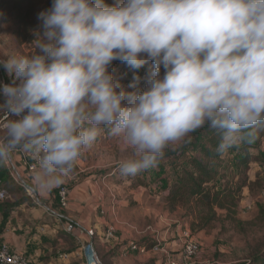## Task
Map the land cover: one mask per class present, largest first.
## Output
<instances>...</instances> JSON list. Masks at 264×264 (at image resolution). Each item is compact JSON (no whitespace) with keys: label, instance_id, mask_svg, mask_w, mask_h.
<instances>
[{"label":"clouds","instance_id":"clouds-1","mask_svg":"<svg viewBox=\"0 0 264 264\" xmlns=\"http://www.w3.org/2000/svg\"><path fill=\"white\" fill-rule=\"evenodd\" d=\"M38 19L35 53L0 59L11 77L0 164L18 148L39 155L42 189L63 183L104 128L132 150L119 167L135 176L205 125L220 154L264 125V0H52ZM115 60L152 61L145 87L134 73L126 91Z\"/></svg>","mask_w":264,"mask_h":264},{"label":"rangeland","instance_id":"rangeland-1","mask_svg":"<svg viewBox=\"0 0 264 264\" xmlns=\"http://www.w3.org/2000/svg\"><path fill=\"white\" fill-rule=\"evenodd\" d=\"M115 2L116 0H105L108 5H113ZM30 50L32 52L33 45H17L11 25L0 19V59H7L12 55L30 56ZM124 65L125 63L115 60L109 67V71L126 91H134L135 89L128 87L134 73L141 77L143 72L149 71L152 61H148L138 70L128 66L123 69ZM1 71V77L8 80L2 67ZM140 87L141 81L138 85L139 89ZM0 103H3L1 98ZM2 114L0 113V119ZM263 127L264 125H261L256 129L263 138L262 142L264 141ZM250 141L251 139L246 140L238 147L228 149L221 156L222 169L217 184L225 181L231 183L232 187L241 186L236 196L238 205L235 219L228 220L221 216L200 236L191 229L192 213L186 208L170 211L162 196L166 182L175 179L180 169L174 171L170 167L155 166L139 174V182L146 180L147 185L137 184L136 176L122 175L119 167L121 161L133 156L132 150L126 148L118 138L109 136L106 128L101 130L94 145L83 151L78 167L84 171V174L89 173L87 176L93 177L95 182L110 184L109 186L113 187L111 194L122 202L119 215L117 209L114 206L111 207L118 223L112 221L107 225L113 226L117 234H123V229H126L131 234H140L137 235V242H134L136 244L151 247L159 241L169 246L173 242H179L181 234L188 230L191 237H194L201 245L200 253L192 264H251V256L264 249V146L251 148L248 152L251 162L246 168L240 167L237 161L243 158L241 147ZM184 144L181 142L169 146L166 150H176ZM76 168L74 166L73 170L77 171ZM0 173L1 185L7 191L5 185L11 179L4 163L0 164ZM25 198L28 197L21 190L16 195H9L8 199L0 204ZM165 235L167 237L164 239ZM115 251L116 247L111 249L109 244H106L103 249L85 244L80 256L76 257L79 258L80 264H88V253L90 257L93 253L99 264H120L119 261L123 259L115 257ZM147 257L149 258L145 263L135 261V264H161L158 258Z\"/></svg>","mask_w":264,"mask_h":264},{"label":"crops","instance_id":"crops-1","mask_svg":"<svg viewBox=\"0 0 264 264\" xmlns=\"http://www.w3.org/2000/svg\"><path fill=\"white\" fill-rule=\"evenodd\" d=\"M8 81H11L9 76ZM21 151L10 157V164H4L5 169L10 177L11 174L16 176L25 195L23 186L31 189L33 196L26 195V201L5 216L0 211V244L4 243L12 253L24 256L29 264L79 263L76 256H80L85 244L99 249L105 248L106 244L111 249L116 247L114 256L123 259L119 261L120 264H135V261L145 263L149 257L124 252L125 246L130 242H137V235L140 234H131L123 229V234H117L114 240L103 237L109 223H118L111 207L114 206L119 215L122 205L111 194L113 187L110 184L95 182L93 177L87 176L89 173L84 174L78 167V159L74 164L77 171L72 170L63 183L50 189H42L37 182L40 168L35 172H28L23 165V158L28 151ZM13 182L17 184L14 180ZM62 185L69 187L68 205L65 209L58 210L57 191ZM103 212L106 214H102ZM166 237L167 235L164 239ZM179 247L178 242L168 246L171 251L176 252L178 259Z\"/></svg>","mask_w":264,"mask_h":264},{"label":"trees","instance_id":"trees-1","mask_svg":"<svg viewBox=\"0 0 264 264\" xmlns=\"http://www.w3.org/2000/svg\"><path fill=\"white\" fill-rule=\"evenodd\" d=\"M51 4L52 0H0V19L11 25L12 34L18 46L33 45L30 56L36 51L35 33L40 30L41 25L38 14L48 10ZM126 67L125 64L123 69ZM163 72L164 69L161 67V74ZM256 129L251 141L241 147L243 158L237 161L240 167L246 168L251 162L248 153L251 148L264 146L263 138L256 132ZM190 136V142L176 150H166L156 166L170 167L174 171L180 169L175 179L168 180V183L167 179L165 180L166 185L162 196L170 211L186 208L192 213L191 229L200 236L212 222L221 216L228 220L235 219L238 205L236 196L241 186L232 187L231 183L225 181L217 184L222 169V154L216 151L221 139L219 130L205 125L190 133ZM140 173L135 175L137 177L135 182L146 186V180L139 182ZM9 178L11 181L5 185L7 193L16 195L21 188L13 182L10 176ZM26 199L1 203L0 211L5 216L10 210L19 207ZM250 261L251 264H263L264 249L252 255Z\"/></svg>","mask_w":264,"mask_h":264},{"label":"built area","instance_id":"built-area-1","mask_svg":"<svg viewBox=\"0 0 264 264\" xmlns=\"http://www.w3.org/2000/svg\"><path fill=\"white\" fill-rule=\"evenodd\" d=\"M147 72H143L141 74V87L142 90L145 87V83L143 80V77H145ZM2 76V71L0 67V83H11V81H8L4 79ZM3 101L4 98L0 97ZM5 114L3 113L0 119V139L6 137V128L5 125L7 121L5 120ZM10 118H15L10 116ZM22 152L21 149H16L11 153V156L14 153H20ZM10 156V157H11ZM78 161V160H77ZM77 161L74 163L76 164ZM6 165L10 164V159L7 163H4ZM23 165L27 168L28 172H35L37 169H39V155L34 154L32 152L25 153V156L23 158ZM11 178L18 184V180L16 176L11 174ZM28 197L33 196V192L28 187H22ZM68 194H69V187L67 185H62L59 187L57 191V197H58V206L59 209H65L68 205ZM9 195L7 191L2 187L1 180H0V202H3L4 200L8 199ZM117 232L113 226H107L106 230L104 231V239L106 240H114L116 239ZM162 243V244H161ZM179 243V255L180 259H178L175 255L176 252L171 251L168 248V245L164 242L157 241L154 243L151 247H147L146 245L136 244L134 242H130L125 246V253H131L141 256H152L155 258H158L157 260L161 264H192L193 260L197 258V256L200 253L201 245L200 243L194 238L191 237V234L188 230H185L181 236ZM0 264H29L28 260L21 255L12 253L8 246L4 243L0 244Z\"/></svg>","mask_w":264,"mask_h":264},{"label":"bare ground","instance_id":"bare-ground-1","mask_svg":"<svg viewBox=\"0 0 264 264\" xmlns=\"http://www.w3.org/2000/svg\"><path fill=\"white\" fill-rule=\"evenodd\" d=\"M87 260L88 264H99L93 253H91V257H87Z\"/></svg>","mask_w":264,"mask_h":264},{"label":"water","instance_id":"water-1","mask_svg":"<svg viewBox=\"0 0 264 264\" xmlns=\"http://www.w3.org/2000/svg\"><path fill=\"white\" fill-rule=\"evenodd\" d=\"M90 250H91L90 252H92V251H93V250H92V248H90Z\"/></svg>","mask_w":264,"mask_h":264}]
</instances>
